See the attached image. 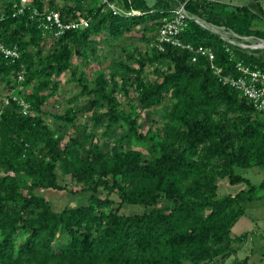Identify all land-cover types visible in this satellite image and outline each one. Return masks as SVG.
Listing matches in <instances>:
<instances>
[{
  "label": "trees",
  "instance_id": "trees-1",
  "mask_svg": "<svg viewBox=\"0 0 264 264\" xmlns=\"http://www.w3.org/2000/svg\"><path fill=\"white\" fill-rule=\"evenodd\" d=\"M179 4L264 39L252 26L264 17L257 1L259 13L225 0H0V41L18 52L0 51V264H224L236 253L247 231L230 229L244 202L264 194V177L255 184L234 167L264 171V108L206 56L160 47L158 28ZM50 10L76 24L56 32ZM178 37L210 47L221 74L238 75L237 61L264 68V48L230 43L194 18ZM65 73L76 91L47 111L61 104ZM219 178L246 187L218 195ZM68 184L84 202L54 210L37 192ZM124 202L144 209L122 214Z\"/></svg>",
  "mask_w": 264,
  "mask_h": 264
},
{
  "label": "rangeland",
  "instance_id": "rangeland-1",
  "mask_svg": "<svg viewBox=\"0 0 264 264\" xmlns=\"http://www.w3.org/2000/svg\"><path fill=\"white\" fill-rule=\"evenodd\" d=\"M151 1V0H149ZM223 1V0H222ZM230 1L231 4L244 3L249 4L250 7L259 13L257 4L255 0H225ZM264 10V0H258ZM260 15V14H259ZM255 16L252 21V26L256 28L264 29V18L261 16ZM206 24L220 32L224 35H232L231 30L225 29L223 26H216L211 23ZM233 37L237 41L245 42V43H256L257 37L247 36L246 38L238 37L233 35ZM135 44L142 45V41L138 39L133 40ZM264 48V47H261ZM109 54V52H108ZM111 54V53H110ZM109 59L107 58L104 61V64H108ZM96 66H93V68ZM68 73H65L61 77V86L60 92L58 94V99L61 100V104L57 107L55 104L53 105L49 102L46 105L47 111H61L63 109V105L66 103L67 98L76 91V87L73 86V81H67ZM57 97V96H56ZM63 106V107H62ZM48 121L51 122V117L47 116ZM144 119V116L141 115V120ZM145 129L146 126H143ZM235 172L242 174L243 176L249 178V180L253 183H258L264 177V171L258 166L252 167H234ZM60 182H64L62 178H60ZM218 195H222L224 193H234L242 188L246 187L244 182L239 183H229L225 178L218 179ZM71 189V190H70ZM79 187H75L72 184H68L66 189H53V188H40L37 190L40 194H42L50 203L51 207L54 210H60L64 206L75 205L78 203L84 202L85 193L78 191ZM76 190V191H74ZM104 192H101L103 195ZM111 197L114 199H118L117 195L112 193ZM144 209L142 204L136 203H126L124 202L120 208V212L122 214H130L141 212ZM247 231L246 238L241 242L236 253L229 256L224 264H231L232 260L235 258H243L247 257V262L244 264H264V256H262V251H264V194L260 193L259 197L244 202V212L243 214L236 220V222L232 225L230 229V234L232 236L238 235L242 232ZM212 264V263H207Z\"/></svg>",
  "mask_w": 264,
  "mask_h": 264
},
{
  "label": "built area",
  "instance_id": "built-area-1",
  "mask_svg": "<svg viewBox=\"0 0 264 264\" xmlns=\"http://www.w3.org/2000/svg\"><path fill=\"white\" fill-rule=\"evenodd\" d=\"M27 0H20V3L23 4ZM112 6V5H111ZM113 7V6H112ZM195 18L193 15L189 14L183 7V4H179L175 7L174 13L172 16L162 19V22L157 31V39L160 47H162V43H170L171 45L179 46L185 49H188L192 52L191 60H195L198 54L206 56L210 65L213 68L215 73L220 74V79L223 81H228L235 88L240 90L241 94L250 99L253 105L257 109L264 108V68H250L248 65L242 64L241 61H237L235 66L239 70V74L225 75L220 73V68L217 67L213 62L214 54L210 47L204 45H192L189 42L182 41L178 37L179 31L186 24V19ZM46 19L49 21V24H54L57 27L56 32H61L64 28L73 26L76 24L74 21H68L66 23L62 22L57 12L50 10L46 13ZM45 24V22H44ZM80 25L86 24V21L83 18L79 20ZM47 25V24H45ZM215 30V29H213ZM216 31V30H215ZM232 32V31H231ZM224 35V34H223ZM233 35L238 37L246 38L245 35H238L232 32V35H224L225 39L230 43H236L242 47L245 45L252 43H245L241 41H237ZM161 43V44H160ZM255 47H264V39L257 38V42L252 44ZM0 51H2L5 55L17 56L18 52L14 48L5 47L3 43L0 41ZM6 102V99H5ZM19 104L21 105L22 113L28 112V104L25 101L19 100Z\"/></svg>",
  "mask_w": 264,
  "mask_h": 264
},
{
  "label": "water",
  "instance_id": "water-1",
  "mask_svg": "<svg viewBox=\"0 0 264 264\" xmlns=\"http://www.w3.org/2000/svg\"><path fill=\"white\" fill-rule=\"evenodd\" d=\"M197 22H199L201 25L205 26V27H209L204 21L200 20V19H195ZM210 28V27H209ZM222 36L225 38V36L222 34ZM245 47H249V48H254V46L252 44H248L245 45Z\"/></svg>",
  "mask_w": 264,
  "mask_h": 264
},
{
  "label": "crops",
  "instance_id": "crops-1",
  "mask_svg": "<svg viewBox=\"0 0 264 264\" xmlns=\"http://www.w3.org/2000/svg\"><path fill=\"white\" fill-rule=\"evenodd\" d=\"M255 1L259 2L258 0H255ZM263 18H264V17H263Z\"/></svg>",
  "mask_w": 264,
  "mask_h": 264
}]
</instances>
